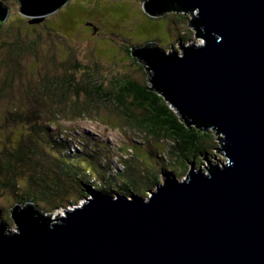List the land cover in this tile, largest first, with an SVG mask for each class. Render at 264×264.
Listing matches in <instances>:
<instances>
[{"label":"water","instance_id":"obj_1","mask_svg":"<svg viewBox=\"0 0 264 264\" xmlns=\"http://www.w3.org/2000/svg\"><path fill=\"white\" fill-rule=\"evenodd\" d=\"M18 1L36 24L68 0ZM171 4L194 13L204 44L133 55L174 108L215 131L225 161L206 173L192 165L147 198L91 192L52 223L35 204L17 205L18 230L0 220V264H264V0H147L144 9L158 16Z\"/></svg>","mask_w":264,"mask_h":264},{"label":"trees","instance_id":"obj_2","mask_svg":"<svg viewBox=\"0 0 264 264\" xmlns=\"http://www.w3.org/2000/svg\"><path fill=\"white\" fill-rule=\"evenodd\" d=\"M1 6L9 9L3 1ZM167 12L184 14L195 33L204 35L192 11L171 4L164 10H156L154 14ZM187 13L192 14V17L189 18ZM6 21L7 17L1 15L0 31ZM28 23L29 27L40 24ZM7 32L14 41L0 44V71L4 72H0V99L7 105L11 104L13 109L16 108L15 112L9 110L6 118L16 124L21 121L19 127L26 132L17 131L12 136L8 134L7 142L2 144L0 195L8 192L14 194L16 204L22 205V208L35 204L41 214L47 213L45 216L52 223L56 219L50 218L51 213L78 204L80 199L88 197L90 188L93 189L91 192L108 197L145 198L162 183L160 172L169 171L168 174L174 173L176 178L182 179L187 176L192 165H199L204 155L211 156L212 152L208 149L211 146L208 147L206 142L215 139L213 130L206 129L174 108L151 77L140 80L123 75L111 79L108 86L104 79L97 76V67L80 61H72L66 67L56 63L55 53H46L43 56L45 59H41L42 64L37 63L44 54V48L40 46L42 41L40 37L30 41L26 36L36 32L20 26L10 27ZM51 44L56 49L53 41ZM147 47L161 51L154 43L128 47L126 50L131 59L139 64L140 59L133 55V48L146 50ZM29 57L35 60L28 61ZM45 61L52 66L60 65L64 71L61 74L53 73L50 65H43ZM139 66L147 74V66ZM79 74L83 76L82 79ZM71 93L75 95L74 100L70 99ZM27 100L28 106L25 104ZM114 105L117 115L109 116L113 124L108 121L104 124L119 129L132 127L141 136L140 140H132V146L126 145L125 151L120 153L118 168L111 165L108 154V163L103 162V168L95 167L96 155L81 147L87 146L92 140L79 139L81 146L78 145L73 153L63 133L50 131L51 125L61 128L59 131H66L59 120L63 115L76 114L77 118H81L86 117L85 113L100 114L102 110L114 108L111 107ZM44 117L49 118L43 120ZM169 143L174 149L170 156L159 151L161 148L165 150ZM98 146L108 149L103 143ZM58 152L60 155L56 156ZM161 154L167 158L161 157ZM8 231L7 227L6 233Z\"/></svg>","mask_w":264,"mask_h":264},{"label":"rangeland","instance_id":"obj_3","mask_svg":"<svg viewBox=\"0 0 264 264\" xmlns=\"http://www.w3.org/2000/svg\"><path fill=\"white\" fill-rule=\"evenodd\" d=\"M1 1L9 7V14L7 21L4 23V28L0 31V44L4 41H14V38L7 32L10 27L20 26L23 29L27 28L29 31L36 32L32 36L26 35L30 41L37 40L36 37H40V41H42L40 46L44 48L42 51L44 54L38 59L37 63L42 64V60L45 59L43 56L46 53H55L57 57L56 63L64 64L66 67H69L73 63L72 61H80L88 66L97 67L99 70L97 76L102 80L104 79L103 81L108 86L111 79L123 75L141 80L147 77L150 79L153 74L151 69H149L151 75L148 72L145 74V70H142L141 66H139V64L143 66L144 64L140 60L138 64L131 59L126 50L128 47H141L147 43L154 42L161 51L167 52V54L175 51L179 55H183L184 50L181 46H199L204 42L201 37L196 36L194 29L188 24L184 14L167 12L163 15L153 16L144 9V2L147 0H68L63 8L61 6L60 10L49 14L42 23L36 26L30 25L32 28L28 25L30 18L20 12L18 0ZM187 15L189 18L192 17V14L189 15L187 13ZM52 41L56 44V49L51 46L53 45L51 44ZM30 59L31 57H29L28 61L35 60L33 57ZM43 65H50L53 73L61 74L64 71V68L60 65L52 66L47 61ZM146 66L148 67L147 64ZM0 72L4 73L3 71ZM79 75L80 79H82L83 76ZM2 80H4V77ZM74 96L71 93L70 99L74 100ZM84 100L85 98L82 97V101ZM25 104L28 106L29 100ZM111 107L114 108L102 110L100 114H91L93 118L88 113H85L86 117L81 118H77L76 114H70L67 117L62 114L63 116L59 117V120L66 131H59L61 128L56 127V125H51L50 131L59 132L58 134L63 133L65 141L73 153L80 145L79 139L92 140L87 146H80L84 147L83 150H91L96 155L94 160L95 167L103 168V162L108 163L106 156L108 154L111 157V165L118 168L120 163L117 161L120 153L125 151L126 145L127 147L132 146V140H140L141 136L138 130L132 127L119 129L111 128L104 124L105 121L113 124L109 116L117 115L114 112L116 111L115 105ZM9 110L15 112L16 108L14 107L13 109L11 104L7 105L0 99V150L3 149V142H7L8 134L12 136L16 135L17 131H20V133L25 131L19 127L21 121L16 124L12 119L6 118ZM46 118L49 117H44L43 120ZM26 119L25 116V123ZM213 133L215 134V139L212 142H206L208 147L211 146L208 149L212 154L211 156L204 155V159L199 162L196 168L197 171L202 170L206 173L208 172V166L212 164L221 166L226 159L220 146L219 137L215 131ZM99 143L106 144L108 149L99 147ZM159 151H164L165 154L170 156L174 149L169 143L165 150L161 148ZM124 153L127 154V152ZM58 154L60 155V152L55 153L56 156ZM160 156L165 157L162 154ZM206 158H209L210 161L207 162ZM168 172L165 170L160 172L159 175L162 182L169 177L174 179L175 176L168 174ZM91 190L93 189L90 188ZM16 202V197L10 192L0 195V207L3 208L0 220L5 222L9 231L18 230L11 216V210L15 206H22L16 204ZM84 202L85 199H80L78 204L71 205V207L81 206ZM62 213L63 208H59L51 213V216L54 218Z\"/></svg>","mask_w":264,"mask_h":264},{"label":"clouds","instance_id":"obj_4","mask_svg":"<svg viewBox=\"0 0 264 264\" xmlns=\"http://www.w3.org/2000/svg\"><path fill=\"white\" fill-rule=\"evenodd\" d=\"M63 6H64V5H63ZM8 14H9V9H8ZM69 206H70V205H69ZM65 208H66V207H63V213L60 214V215H63V216L65 215ZM52 219H57V218L55 217V218H52ZM54 222H55V221H54Z\"/></svg>","mask_w":264,"mask_h":264},{"label":"bare ground","instance_id":"obj_5","mask_svg":"<svg viewBox=\"0 0 264 264\" xmlns=\"http://www.w3.org/2000/svg\"><path fill=\"white\" fill-rule=\"evenodd\" d=\"M172 175H175L174 173H171ZM97 194V193H96ZM98 195H101V194H98ZM103 196V195H102Z\"/></svg>","mask_w":264,"mask_h":264}]
</instances>
